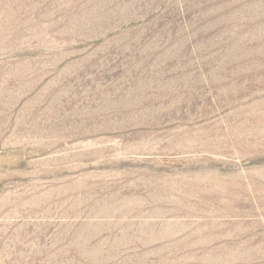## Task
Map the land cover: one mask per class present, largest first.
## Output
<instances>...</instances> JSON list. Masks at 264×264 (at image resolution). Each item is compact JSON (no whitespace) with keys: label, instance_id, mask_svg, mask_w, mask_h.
<instances>
[{"label":"rangeland","instance_id":"1","mask_svg":"<svg viewBox=\"0 0 264 264\" xmlns=\"http://www.w3.org/2000/svg\"><path fill=\"white\" fill-rule=\"evenodd\" d=\"M0 264H264V0H0Z\"/></svg>","mask_w":264,"mask_h":264}]
</instances>
